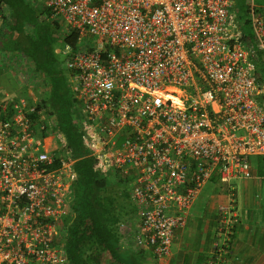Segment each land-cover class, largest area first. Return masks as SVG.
<instances>
[{"label":"built area","instance_id":"2783aa9c","mask_svg":"<svg viewBox=\"0 0 264 264\" xmlns=\"http://www.w3.org/2000/svg\"><path fill=\"white\" fill-rule=\"evenodd\" d=\"M238 3L45 0L62 35H78L61 51L82 141L135 208L134 244L156 257L218 185L229 203L207 264H224L240 226L234 183L264 156V4ZM33 100H0V264H67L75 160Z\"/></svg>","mask_w":264,"mask_h":264},{"label":"trees","instance_id":"16d2710c","mask_svg":"<svg viewBox=\"0 0 264 264\" xmlns=\"http://www.w3.org/2000/svg\"><path fill=\"white\" fill-rule=\"evenodd\" d=\"M0 43H15L14 50L27 58L23 63H31L30 74L44 81L36 109L53 131L66 138L75 160L77 179L72 185L71 211L62 233L67 264H141L136 257L140 251L133 240L135 208L119 190L117 178L95 168V159L78 131V102L70 76L56 58L55 43L75 50L77 33L62 35L60 24L49 19L48 8L33 0H0ZM25 95L32 101L30 95ZM253 161L257 175L264 177V156ZM124 238L128 239L126 246Z\"/></svg>","mask_w":264,"mask_h":264},{"label":"crops","instance_id":"0c3cea01","mask_svg":"<svg viewBox=\"0 0 264 264\" xmlns=\"http://www.w3.org/2000/svg\"><path fill=\"white\" fill-rule=\"evenodd\" d=\"M14 47L15 43H0V100L26 96V82L17 72V67L27 58L21 52H16ZM56 51L61 49L57 48ZM234 187L240 226L231 243L232 253L224 264H264V228L259 226L260 217L257 215L258 211L264 210V177L257 175L254 161L252 177L237 181ZM210 189V193L203 192L199 197L186 225L175 230L170 255L156 257L152 251L137 247L140 252L136 257L140 258L141 264H207L215 235V213L220 206L229 203L224 189L221 190L218 185H210L208 191ZM127 243L128 239L124 238V246Z\"/></svg>","mask_w":264,"mask_h":264},{"label":"rangeland","instance_id":"374dc122","mask_svg":"<svg viewBox=\"0 0 264 264\" xmlns=\"http://www.w3.org/2000/svg\"><path fill=\"white\" fill-rule=\"evenodd\" d=\"M33 1H35L38 5L45 6V0H33ZM238 1H239L238 5L241 7L244 4V0H238ZM255 2L258 5L264 4V0H255ZM244 14L245 13L242 12V15H244ZM57 48L61 49V50L63 49L60 43H55L56 58L59 61V63L61 64L62 69L65 70V72L69 74V71L67 70L68 68L66 66V56L63 54L62 51L57 52L56 51ZM30 70H31V63L30 62L29 63H27V62L21 63L19 65V67H17V72L21 75L24 82H26L24 88H26V90L29 89V91H27V93H26V90L24 91V93L27 94V96L30 95L31 100L34 101L33 99L38 98V93H41L43 91L44 81L43 80H37L32 74H30ZM32 97H33V99H32ZM211 190L212 189H210L208 191V188H207L204 192L210 193ZM257 215H259V217H260V225L259 226L264 228V210L262 212L258 211Z\"/></svg>","mask_w":264,"mask_h":264}]
</instances>
